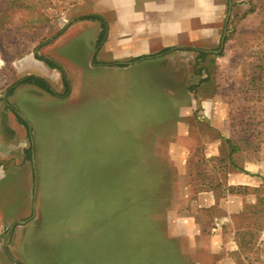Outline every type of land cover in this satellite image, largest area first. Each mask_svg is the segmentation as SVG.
Wrapping results in <instances>:
<instances>
[{
  "label": "rangeland",
  "instance_id": "obj_1",
  "mask_svg": "<svg viewBox=\"0 0 264 264\" xmlns=\"http://www.w3.org/2000/svg\"><path fill=\"white\" fill-rule=\"evenodd\" d=\"M84 1L0 0V111L22 126L24 148L36 136L41 162L35 176L22 150L5 168L0 264L19 260L13 237L25 232L19 221L35 222L36 186H55L51 199H81L68 186L77 175L112 165L120 173L103 177L121 186L123 226L163 199L203 236L219 234L233 264H264V0H231L217 44L192 47L208 51L202 59L167 47L123 63L96 57L88 24L97 20L83 17ZM37 72L53 93L29 86L33 100L18 81ZM146 200L148 212L139 209Z\"/></svg>",
  "mask_w": 264,
  "mask_h": 264
},
{
  "label": "crops",
  "instance_id": "obj_2",
  "mask_svg": "<svg viewBox=\"0 0 264 264\" xmlns=\"http://www.w3.org/2000/svg\"><path fill=\"white\" fill-rule=\"evenodd\" d=\"M84 4V14L100 17L86 26L96 31V57L101 61L123 63L156 54L167 47L216 45L231 0H85ZM101 31L103 39L98 42ZM44 73L25 76H38L51 87ZM18 82L28 91L29 86H36ZM21 86L12 96L16 107L15 92ZM63 86L65 89L64 81ZM35 96L38 100L44 95ZM29 97L33 99L34 93L30 91ZM22 131L11 114L4 115L0 111V195L10 188L6 186L5 168L14 167L10 162L16 154L19 157L22 150L26 152L35 176L36 163L41 166L36 136L33 144L24 148ZM134 149L139 153L140 145L136 144ZM109 167L112 168L89 167L77 175L74 184L68 185L83 190L81 199H51L49 193L55 186H36L29 207L35 222L21 223L25 232L19 231L17 240L13 237L12 245L15 244L20 261L25 264H233L226 250L223 251L224 243L219 234L203 236L202 231L196 230L194 219L171 214L170 202L163 199L155 205L158 209L152 215H135V220L123 226L121 186L107 179L119 174L120 166ZM106 172L109 176L103 177ZM91 179L94 186H90ZM112 183L115 186H107ZM203 256L209 261L203 263Z\"/></svg>",
  "mask_w": 264,
  "mask_h": 264
},
{
  "label": "trees",
  "instance_id": "obj_3",
  "mask_svg": "<svg viewBox=\"0 0 264 264\" xmlns=\"http://www.w3.org/2000/svg\"><path fill=\"white\" fill-rule=\"evenodd\" d=\"M84 18H96V19H99L100 17L97 16V15H86V16H83ZM103 39V32L101 31L100 32V35H99V39H98V42L102 41ZM170 48H165L163 50H161L160 52L154 54V55H161V54H164L165 52H167ZM187 49H195L197 51V55L199 56L200 59H202L206 54H207V50H204V49H198V48H192V47H188ZM37 58L39 59H42L43 61H45V63H47V65L49 66H52V67H56L57 65H55L53 62L47 60L45 57H41V56H36ZM141 58V57H138V59ZM137 60V58L135 59ZM19 81L21 82H25V83H31V84H34L36 86H39L40 88H43L44 90H46L47 92H50V93H53V90L52 88L49 86V84L42 78L38 77V76H35V75H27V76H24L23 78H21ZM68 89V85H67V82H65V90ZM17 118L23 122V119L21 118V116L17 113ZM143 201V200H141ZM150 201V200H149ZM148 200L144 201L145 204H143L142 206L139 207L144 209V211H146V207L147 204L149 203ZM15 264H25L24 262L20 261V260H14Z\"/></svg>",
  "mask_w": 264,
  "mask_h": 264
},
{
  "label": "water",
  "instance_id": "obj_4",
  "mask_svg": "<svg viewBox=\"0 0 264 264\" xmlns=\"http://www.w3.org/2000/svg\"><path fill=\"white\" fill-rule=\"evenodd\" d=\"M229 4H230V2H229ZM20 223H23L24 222V220H21V221H19Z\"/></svg>",
  "mask_w": 264,
  "mask_h": 264
}]
</instances>
